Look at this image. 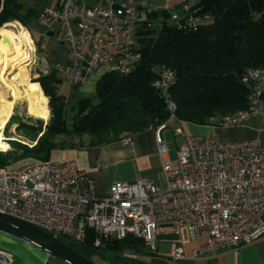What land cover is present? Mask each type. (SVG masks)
<instances>
[{"label": "built area", "instance_id": "1", "mask_svg": "<svg viewBox=\"0 0 264 264\" xmlns=\"http://www.w3.org/2000/svg\"><path fill=\"white\" fill-rule=\"evenodd\" d=\"M154 10L117 0H60L54 8H41L37 26L45 36L62 24L68 43L66 64L54 69L64 84L78 88L98 69L127 74L141 59L135 40L143 14ZM177 29L194 28L201 19L189 5L182 12L165 9ZM241 82L247 106L222 115L215 127L232 128L254 117L264 118V67L246 69ZM175 74L162 67L152 87L161 93L175 119L170 95ZM165 124L159 128H164ZM129 141V138L123 139ZM164 188L147 179L111 183L105 197H96L95 181L72 161L34 162L20 170L0 169V213L23 220L75 246L86 241L89 230L102 248L108 239L132 235L157 254L159 236L204 239L191 258L225 248L237 249L264 237V145L256 140L219 141L216 136L186 135L176 156L157 135ZM60 240V239H59ZM169 257L182 259L179 246ZM0 249V264L15 263Z\"/></svg>", "mask_w": 264, "mask_h": 264}, {"label": "trees", "instance_id": "2", "mask_svg": "<svg viewBox=\"0 0 264 264\" xmlns=\"http://www.w3.org/2000/svg\"><path fill=\"white\" fill-rule=\"evenodd\" d=\"M189 12L201 23L186 29H177L165 9L143 14L135 33L139 62L127 74L105 72L96 82L97 103L77 99L70 108V122L60 75L53 69L39 76L36 82L42 89L38 88L51 108L47 130L34 147L17 145L14 151L0 152V168L23 158L48 161L60 135L88 136L89 146H97L165 124L169 113L164 98L151 85L162 67L175 74L170 95L179 121L215 126L222 115L246 108L248 93L241 76L246 69L264 67V0H197L189 5ZM35 14V9H25L18 0H0V29L14 21L29 28ZM28 82L38 84L22 79ZM95 238L89 230L83 244L63 242L88 258L132 253L130 262L142 257L147 261L140 264H152L156 256L132 235L105 240L102 248L93 246Z\"/></svg>", "mask_w": 264, "mask_h": 264}, {"label": "crops", "instance_id": "3", "mask_svg": "<svg viewBox=\"0 0 264 264\" xmlns=\"http://www.w3.org/2000/svg\"><path fill=\"white\" fill-rule=\"evenodd\" d=\"M122 1L126 3H130V1H141L142 5L138 6L149 7L156 10L166 8L175 10L178 6L182 7L184 4L189 5L181 0ZM59 2L60 0H55L53 6L49 8L57 7ZM38 5L42 8L48 7L43 3V0H36V7ZM23 6L25 7L24 4ZM26 8L27 7H25V9ZM39 11L36 10L34 17V20L36 21ZM61 33H64V27L62 24H58L50 33H48L47 36H45L47 39L56 38L59 42L58 45H55L51 61L49 60L52 65L66 64L65 58L67 57L68 43L66 44L64 42L65 39L60 40L57 38ZM26 64H24V66H27ZM105 72L106 70H104V68L98 69L95 74L90 76L85 84L76 88L77 92L79 91L85 94L94 93L95 95L96 82ZM35 86L38 87L36 84ZM173 121H177L179 124V126H176L173 129L174 134L183 136V142L186 135L196 136L197 134H203V136H216L219 141H224L225 143L256 140L264 145V118L254 117L249 119L243 125L232 128L203 126L172 119L165 123L164 128L160 129V126H158L157 128H148L140 133H134L133 135L127 137L130 139L129 141L115 140L102 145L89 146L90 140L88 136H83L81 138L69 136L70 140L68 141L66 139H60L58 141H60L61 146L51 152L50 159L48 161L62 162L73 160V162H75L80 169V172L86 173L87 176L91 177L95 181L96 197L99 198L107 196L111 183L113 184V182L117 181H123V183H133L139 179H147L156 187L164 188L165 182L163 181L161 158L158 152V144H156L157 135L160 136L163 143L167 144L169 141L166 138V133H163L168 129V126ZM183 142H181V144ZM167 146L169 149L168 155L166 156L170 159L175 158V154L179 146L173 147L168 144ZM4 239L9 240L8 237L0 235V249L8 252ZM203 242L204 239H188L185 232H183L180 236H159L157 243L155 244L158 246V252L155 254L156 256L151 259V262L152 264H171L173 261L177 262L173 264H264V237L237 249L225 248L212 254L191 258V252L202 245ZM172 244L182 248L184 252V257L182 259L176 260L169 257L168 254ZM38 252V256L40 258H38V260L34 263H28L27 260H24V262H20L19 260V262L15 263L43 264L48 256L41 250Z\"/></svg>", "mask_w": 264, "mask_h": 264}, {"label": "rangeland", "instance_id": "4", "mask_svg": "<svg viewBox=\"0 0 264 264\" xmlns=\"http://www.w3.org/2000/svg\"><path fill=\"white\" fill-rule=\"evenodd\" d=\"M22 2L25 7L29 8L32 7L35 10H40V5L36 7V0H19ZM55 0H43V3L51 7L53 6ZM185 3H188L189 5H194L197 0H181ZM180 1V2H181ZM123 1L119 0L118 3H122ZM130 3H134L133 5H142L141 1H130ZM182 4V3H180ZM42 6V5H41ZM26 8V9H27ZM40 12V11H39ZM175 12H182V7H177L175 9ZM32 15V12L30 13ZM34 18L30 19L29 28L24 27L21 23H18V21L10 22L3 24L1 27V31L7 32L11 36L14 37L13 40V46L16 49L18 56H22L23 59L27 57L28 62L27 66H21L20 68H13L11 73L5 74V80L6 82L10 84V82H14L16 85L20 86V88H23L24 84H27L28 86L27 92L32 96V93L35 89V85H32V83H22V79L27 78V80L31 82H36V80L39 78V76L43 74L50 73L54 69V64L52 65L50 63L51 56L53 54V51L55 49V45H58V40L56 38L50 39L46 38L45 35L41 33L39 30L37 23L35 22ZM153 26H157V24H153ZM60 40L65 39V34L61 33L59 34ZM39 41V45H37ZM64 42L67 44V42L64 40ZM50 60V61H49ZM38 83V82H36ZM0 100L6 101L10 100L9 92H7L8 87L5 86V84L1 83L0 81ZM37 85L40 86L38 83ZM41 88V86H40ZM42 89V88H41ZM43 92V90H42ZM60 92L65 95L66 102H67V110L68 112V122L71 121V117L73 116V112H71L70 108L75 105L76 100L79 98H91L93 102L97 103V98L94 95V93H82L77 92V90H74L73 88L67 86L63 82L60 83ZM44 94V93H43ZM45 97V95H44ZM47 98V107L49 110V116L48 120H42L36 117H33L28 114L27 105L28 102L27 99L24 98L23 100H19L14 104L13 107V114L11 116V119L8 121V123L5 126V129L3 130V135L5 138V141L9 144L10 149H7L8 151H14L17 149V145H25L28 147H34V145L37 143L38 138L40 135H42L47 130V126L49 125V122L51 120V108L49 105V98ZM24 125V126H22ZM179 126L177 121H173L168 126V129L165 130L163 134L166 133V138L169 142L167 144L170 146H179L181 142H183V136L174 134L173 129ZM196 136H203V134H197ZM60 139H66L67 141L70 140L68 135H60L57 136L54 141L58 144V147L61 146ZM62 141V140H61ZM34 162H43L39 160H35L33 158H23L22 160L19 159L17 161L12 162L9 166L4 168H10L13 170H20L24 168L25 166L34 164ZM0 168V169H4ZM0 235H3L5 237H8V239H4L6 247L8 249V252L13 256L16 262H24V260L28 261V263H34L38 258H40L39 252L40 250H37L34 246L29 244L28 242L15 238L13 236L7 235L5 233L0 232ZM60 240L67 241L66 238L62 236H58ZM158 247V246H157ZM126 254V253H125ZM48 256V255H47ZM126 259H132L134 258V255L132 253L126 254ZM146 258L139 257L137 260H132L130 264H140L143 262H146ZM94 262L96 264H124L122 262H116L115 259L111 256V254H107L104 257H100V259L95 258ZM151 262V261H150ZM152 263V262H151ZM177 263L176 261L171 262V264ZM43 264H66L63 261L48 256L46 261H44Z\"/></svg>", "mask_w": 264, "mask_h": 264}, {"label": "bare ground", "instance_id": "5", "mask_svg": "<svg viewBox=\"0 0 264 264\" xmlns=\"http://www.w3.org/2000/svg\"><path fill=\"white\" fill-rule=\"evenodd\" d=\"M14 37L0 30V81L5 84L7 92H9L10 100H0V152H6L10 149L9 144L5 141L3 130L6 124L11 119L14 104L26 98L27 112L29 115L45 120H48L49 110L47 107V98L44 97L43 92L35 86L32 96L27 92V84L23 85V88L16 85L14 82L7 83L5 80V74L13 68H20L22 65L28 62L27 57L23 59L22 56H18L16 49L13 46ZM1 86V85H0Z\"/></svg>", "mask_w": 264, "mask_h": 264}, {"label": "water", "instance_id": "6", "mask_svg": "<svg viewBox=\"0 0 264 264\" xmlns=\"http://www.w3.org/2000/svg\"><path fill=\"white\" fill-rule=\"evenodd\" d=\"M0 232L22 239L46 255L55 257L66 264H95L74 248L56 237L50 236L42 229L23 220L0 213ZM77 246V245H76ZM116 262L130 264V261L120 255L112 256Z\"/></svg>", "mask_w": 264, "mask_h": 264}, {"label": "flooded vegetation", "instance_id": "7", "mask_svg": "<svg viewBox=\"0 0 264 264\" xmlns=\"http://www.w3.org/2000/svg\"><path fill=\"white\" fill-rule=\"evenodd\" d=\"M84 257H87L88 258V256H84ZM96 257L95 256H90L89 258H88V260H91L93 263H95L94 262V259H95ZM99 259V258H98ZM96 264V263H95Z\"/></svg>", "mask_w": 264, "mask_h": 264}]
</instances>
